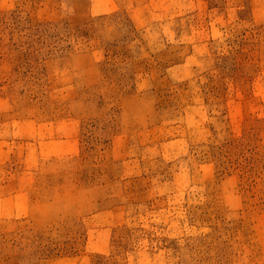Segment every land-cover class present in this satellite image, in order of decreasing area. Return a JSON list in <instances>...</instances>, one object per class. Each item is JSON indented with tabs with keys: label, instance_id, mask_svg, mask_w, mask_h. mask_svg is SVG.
<instances>
[{
	"label": "rangeland",
	"instance_id": "obj_1",
	"mask_svg": "<svg viewBox=\"0 0 264 264\" xmlns=\"http://www.w3.org/2000/svg\"><path fill=\"white\" fill-rule=\"evenodd\" d=\"M0 264H264V0H0Z\"/></svg>",
	"mask_w": 264,
	"mask_h": 264
}]
</instances>
